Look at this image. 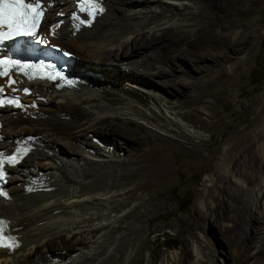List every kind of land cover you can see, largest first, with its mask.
<instances>
[{"label":"bare ground","instance_id":"6f19581e","mask_svg":"<svg viewBox=\"0 0 264 264\" xmlns=\"http://www.w3.org/2000/svg\"><path fill=\"white\" fill-rule=\"evenodd\" d=\"M201 1L102 0L103 14L73 35L69 15L74 1L39 0L45 13L40 37L60 49H75L70 53L76 81L70 88L33 82L23 99L25 111L0 110V152L8 153L22 139L35 146L9 170L10 199L0 200L7 234L20 243L11 252L0 248V264H158L139 238L142 227L128 222L116 203L122 196L113 194L117 187L90 193L85 186L91 172L105 175L114 165L135 161L147 144V136L135 133L123 135L131 142L126 152L108 141L107 134H115L123 122L137 123L150 138H166L172 129L204 140L180 116L188 102L178 97L191 95L199 75L215 71L229 77L227 64L241 59L254 30L245 24L240 31L231 22L196 20L197 14L209 16ZM144 43L152 46L141 52L147 48ZM182 58L191 66L176 70L175 60ZM263 116L264 108L256 119V142L247 135L234 148L230 167L222 165L236 192L215 201L213 216L234 223L224 235L237 231L231 247L244 264H264V170L257 175L264 167ZM153 117L163 128L151 123ZM250 221L263 226L257 237L247 234ZM215 252L210 239L194 234L190 246L166 254L159 264H218Z\"/></svg>","mask_w":264,"mask_h":264},{"label":"rangeland","instance_id":"374dc122","mask_svg":"<svg viewBox=\"0 0 264 264\" xmlns=\"http://www.w3.org/2000/svg\"><path fill=\"white\" fill-rule=\"evenodd\" d=\"M200 6L205 8L209 16L197 14L196 20L231 22L239 24L236 27L240 31L244 30L242 25L245 24L254 30V40L246 46L241 59L227 64L229 77L219 76L218 73L216 75L215 71L199 75V82L191 95L178 97V100L188 102L181 109L180 116L189 126L200 131L204 140L189 139L185 134L172 129L166 138H150L137 123L123 122L113 132L115 134H107L111 137L107 138L108 141L114 142L118 149L126 152L128 142H131L123 135L135 133L147 136V144L137 152L139 155L135 161L114 165L105 175L91 172L85 190L95 193L99 189L117 187L113 194L122 193V196L116 203L121 204V212L127 216L128 222L142 227L140 235H137L141 236L140 239L144 238L146 249L153 252L158 264L166 254L180 253L186 246H190V238L194 234L205 235L211 240L218 264H224L220 261L222 258L226 264H244L243 257L233 254L237 231L233 235H224L225 228H233L234 223L227 219L215 220L213 216L217 211L215 201L226 200L227 194L236 192L230 185V177L224 175L222 165L230 167L229 159L240 140L249 135L248 138L255 143L260 136L256 119L264 108V80L262 86L255 88L250 85L249 75L254 67H260L258 73L264 69V53L260 51L264 29V0H203ZM146 46L141 52L148 51L152 45ZM64 50L75 51L70 47ZM175 65L176 70L182 66H191L187 58L175 60ZM127 73L124 70L123 74ZM152 119L151 123L163 128L158 117ZM262 119L261 122L264 116ZM261 122L259 125H264ZM120 139L126 143L123 144ZM61 148L64 153L65 146L61 145ZM255 149L257 151V147ZM127 156L131 159L130 155ZM242 168L250 175V169L247 171L245 165ZM263 170L264 167L259 168L257 175L260 176ZM224 188L228 191L223 193ZM185 194L187 197L184 202L192 197V205L188 212L180 213L178 201ZM261 227L258 222L250 221L247 234L257 237L258 232L262 231ZM164 244H169L170 249L162 248ZM188 249L192 250L191 247ZM176 264L182 262L177 260Z\"/></svg>","mask_w":264,"mask_h":264},{"label":"snow or ice","instance_id":"6c2138e0","mask_svg":"<svg viewBox=\"0 0 264 264\" xmlns=\"http://www.w3.org/2000/svg\"><path fill=\"white\" fill-rule=\"evenodd\" d=\"M90 7L95 9L97 5L93 4ZM43 15V6L39 0H34V2L33 0H27V2L26 0H0V41L16 36L35 35V30ZM0 63L8 65L11 62L0 61ZM22 67H28V65ZM5 74H7L6 71ZM15 159L16 157H12L8 162H14Z\"/></svg>","mask_w":264,"mask_h":264},{"label":"trees","instance_id":"16d2710c","mask_svg":"<svg viewBox=\"0 0 264 264\" xmlns=\"http://www.w3.org/2000/svg\"><path fill=\"white\" fill-rule=\"evenodd\" d=\"M260 51L264 53V29H263V37L262 40L260 42ZM260 70V67H254L251 72H250V85L254 86L255 88H258L260 86H262L263 84V80H264V69H262L263 71L258 73L257 71ZM187 197V194H185L184 196H182L179 201H178V210L180 213H186L188 212V210L190 209L191 205H192V197L188 199V201L185 203L184 199ZM164 249L169 250L171 246H169V244H164L161 246Z\"/></svg>","mask_w":264,"mask_h":264},{"label":"clouds","instance_id":"9594fccd","mask_svg":"<svg viewBox=\"0 0 264 264\" xmlns=\"http://www.w3.org/2000/svg\"><path fill=\"white\" fill-rule=\"evenodd\" d=\"M84 30V29H83ZM67 51V50H66ZM69 52V51H68ZM70 53V52H69Z\"/></svg>","mask_w":264,"mask_h":264},{"label":"water","instance_id":"95a60500","mask_svg":"<svg viewBox=\"0 0 264 264\" xmlns=\"http://www.w3.org/2000/svg\"><path fill=\"white\" fill-rule=\"evenodd\" d=\"M71 74H73V73L71 72Z\"/></svg>","mask_w":264,"mask_h":264}]
</instances>
